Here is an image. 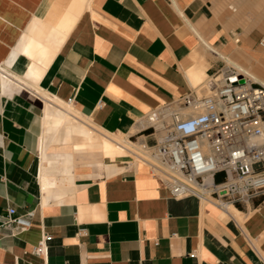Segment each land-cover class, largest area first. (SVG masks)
<instances>
[{
	"label": "crops",
	"instance_id": "0c3cea01",
	"mask_svg": "<svg viewBox=\"0 0 264 264\" xmlns=\"http://www.w3.org/2000/svg\"><path fill=\"white\" fill-rule=\"evenodd\" d=\"M226 2L0 0V264H264V196L236 207L241 221L195 197L175 199L135 153L112 160L100 144L75 148L81 137L62 142L27 84L72 98L82 120L124 146L153 147L161 136L135 130L139 122L195 92L223 55L260 57L236 25L262 31L264 17L254 26L251 11ZM31 60L38 81L28 77ZM12 208L21 219L35 211L29 226H4Z\"/></svg>",
	"mask_w": 264,
	"mask_h": 264
},
{
	"label": "built area",
	"instance_id": "2783aa9c",
	"mask_svg": "<svg viewBox=\"0 0 264 264\" xmlns=\"http://www.w3.org/2000/svg\"><path fill=\"white\" fill-rule=\"evenodd\" d=\"M259 46L264 50V38ZM188 109L192 115L185 114ZM151 115L147 129L162 136L153 147L142 143L147 156L139 159L173 198L195 197L222 210L224 204L239 207L264 196L263 82L223 59L195 92ZM34 216L29 210L21 219L12 208L4 226L27 227ZM48 239L35 248L37 254L46 252Z\"/></svg>",
	"mask_w": 264,
	"mask_h": 264
},
{
	"label": "bare ground",
	"instance_id": "6f19581e",
	"mask_svg": "<svg viewBox=\"0 0 264 264\" xmlns=\"http://www.w3.org/2000/svg\"><path fill=\"white\" fill-rule=\"evenodd\" d=\"M81 1V0H80ZM91 1V0H90ZM235 1V0H234ZM71 2V1H70ZM76 2V1H75ZM79 2V1H78ZM77 2V3H78ZM89 2V1H88ZM87 2V4H88ZM224 2V1H223ZM237 2V1H236ZM242 5L244 6H250L252 5V3L254 2V0H242V1H239ZM260 3H263L262 5L259 4L258 2V5L256 3V6L255 8H257L258 10H260L261 14H259L258 16L261 17L264 16V0H260L259 1ZM74 3V2H73ZM71 3V5L73 4ZM90 3V2H89ZM239 3V4H240ZM53 4V3H52ZM239 4H235L236 6L234 8H232L234 11H236L237 13V7H242L241 5ZM89 5V4H88ZM88 5H84L83 7L86 6V8L88 7ZM234 5V4H233ZM73 6V5H72ZM90 6V5H89ZM76 7V6H75ZM82 7V6H81ZM53 8V7H52ZM252 8V7H251ZM51 9V8H50ZM49 9V10H50ZM54 9V8H53ZM70 9V8H69ZM81 9V8H79ZM83 9V8H82ZM89 9V7H88ZM239 9V8H238ZM245 9L244 11L246 12V10L249 8H243ZM251 10V9H250ZM69 11V10H68ZM83 11V10H82ZM244 12L242 10H239L238 12ZM52 12V10H51ZM66 12V10H65ZM79 12V11H78ZM259 12V13H260ZM55 13V12H53ZM247 13V12H246ZM256 13V12H254ZM258 13V12H257ZM47 14V13H46ZM253 14V11L252 13ZM241 15V14H240ZM257 15V14H256ZM70 16V15H69ZM257 16V17H258ZM55 18V17H54ZM67 19V18H66ZM72 19V18H71ZM51 20V19H50ZM243 20V19H242ZM244 21V20H243ZM64 26V25H63ZM248 27V26H247ZM58 29V28H57ZM63 29V27H62ZM62 29H61V32H62ZM67 29V28H66ZM59 30V29H58ZM64 30V29H63ZM68 30V29H67ZM33 40V39H32ZM207 46V45H206ZM45 48V47H44ZM196 48V47H195ZM202 51V50H201ZM27 54H32L34 53V47L33 46H29V48L25 51ZM54 52V51H53ZM240 53V52H239ZM38 59L39 61L42 63L43 61L47 60V49L45 50H40L38 53ZM54 54V53H53ZM51 55V54H50ZM25 56V55H24ZM231 56V55H230ZM52 57V56H51ZM229 57V56H228ZM248 57V56H246ZM174 58V57H173ZM232 58V57H231ZM239 58V57H238ZM29 59V58H28ZM38 59L36 60V62L38 61ZM52 59V58H51ZM50 59V61H51ZM225 59L227 62L231 63V64H234L236 65L237 67H239L245 74H247L248 76H251L254 80L256 81H259V82H263L264 81H261L259 78H257L254 73L252 72L251 68L250 67H245L243 66L244 64H236V63H233L230 60H228L226 57L223 58ZM233 59V58H232ZM249 59V58H248ZM244 60V59H243ZM32 61V60H31ZM38 61V62H39ZM48 60V62H50ZM236 61V60H235ZM250 61V60H249ZM44 63V62H43ZM42 63V64H43ZM46 63V61H45ZM44 63V64H45ZM51 63V62H50ZM244 63V62H243ZM33 64V61L31 63V65ZM37 63H35L34 66L32 67H29V75L28 77L32 80H37L38 81V78H39V70H40V67L38 68V66L36 65ZM41 64V65H42ZM30 65V66H31ZM38 65H40L38 63ZM40 65V66H41ZM47 67V63L45 65ZM49 66V65H48ZM44 67V65H43ZM199 67V66H198ZM1 68V67H0ZM45 68V67H44ZM206 68V67H205ZM43 69V68H42ZM46 69V68H45ZM42 72V70H41ZM44 73V70L43 72ZM7 75V74H6ZM44 75V74H43ZM7 78V76L5 77ZM207 79V78H206ZM205 79V80H206ZM31 80V81H32ZM41 80V79H40ZM203 83V82H202ZM28 86L30 87H33L38 93L39 95H41L42 97H44L45 99V102H46V109H45V119H46V123L51 125V126H54L56 128L59 129V131L63 134V137H61L62 139V142H69L72 140V136H78V137H81V141L80 142H75L74 143V147L77 148V149H81V148H85L87 145H91V144H100L102 146V148L104 149V153H105V157L108 158V159H114L117 155H125V154H128L129 152H132L130 150V147H127V146H124V144H122L123 142L116 138L115 136L111 135V134H108V133H105L104 131L100 130L98 127H96L90 120H82L80 118V115L79 113L73 108L72 105L68 104L67 101H62V100H59V98L57 99V96L56 97H53L51 95H49L48 93H46L45 91L41 90L36 84L33 83H27ZM202 85V84H201ZM198 86V85H197ZM198 88V87H197ZM196 88V89H197ZM191 110L188 109L185 111V114H189V115H192L191 114ZM153 122V117L152 115L148 117V119H145V120H142L141 122H139V124L137 125V127L135 128V130H137L138 128H140L141 126H146V125H149L150 123ZM142 129V128H141ZM134 130V131H135ZM126 145V144H125ZM135 152V151H134ZM132 152V153H134ZM131 153V154H132ZM130 154V155H131ZM135 155L140 158L139 155H137L135 153ZM134 157V154L132 155ZM135 156V157H136ZM136 157V158H137ZM137 158V159H138ZM140 160V159H139ZM204 202H207L210 204V202L208 201H204ZM223 211H226L232 215H235L236 216H241V212L238 211V209L236 208V206L232 205V204H224V208L222 209Z\"/></svg>",
	"mask_w": 264,
	"mask_h": 264
},
{
	"label": "rangeland",
	"instance_id": "374dc122",
	"mask_svg": "<svg viewBox=\"0 0 264 264\" xmlns=\"http://www.w3.org/2000/svg\"><path fill=\"white\" fill-rule=\"evenodd\" d=\"M237 1V2H236ZM239 1H242V0H227V2H226V5H227V7H232V8H234L236 5V3L237 4H239L240 2ZM260 0H254V2L252 3V5H251V7L248 5L247 7L246 6H244V5H242L241 3L239 4V5H241L242 7H237V13L236 14H241V11L240 12H238L239 10H242V11H244L245 9H243V8H249V10L247 9V11H253V25L254 26H257V24H258V22L259 21H261L262 20V18H260V16H258L259 14H261V12H260V10H258L257 8H255V6H256V3L258 2L259 4H263V3H260L259 2ZM258 3H257V5H258ZM234 4V5H233ZM239 8V9H238ZM251 9V10H250ZM245 12V11H244ZM244 12H242V13H244ZM254 12H256V13H254ZM258 12V13H257ZM260 12V13H259ZM230 13L232 14V16H233V14H234V12H233V10H230ZM257 14V15H256ZM258 16V17H257ZM261 17H264V16H262L261 15ZM263 25H264V19H263V23H262ZM237 26V31H238V33H240V32H242V33H247V34H250L253 38H254V40L256 41V44H255V48H254V51H253V53L254 54H257V53H260L261 55H260V57H258V58H253V59H251L250 60V62L248 63V62H245V63H243V61L242 60H240L239 58H235V57H232L231 58V56L229 57L230 59H231V61L233 62V63H236V64H239V65H241V64H244L243 66H245L246 68L247 67H250V66H252V65H258V66H261V67H263L264 68V50L259 46V42H260V40L262 39V38H264V30H262V31H260V30H257V29H255V28H253V29H251V30H249V31H246L244 28H242L240 25L238 26V25H236ZM226 56L225 55H223V58H225ZM228 60H230L228 57H226ZM236 60V61H235ZM247 63L250 65V66H248L247 65ZM251 68V67H250ZM253 73H254V75L257 77V78H259L261 81H264V77H261V76H259V75H257L254 71H252ZM207 92V91H206ZM148 119V118H147ZM159 136H162V133H159ZM130 150L132 151V152H134V153H136L137 155H141V156H147L146 154H145V152L143 151V149H142V147H140V146H137V148H133V149H131L130 148ZM207 204V203H206ZM208 205V204H207ZM241 206H239V207H237V208H240ZM233 216H235V215H233ZM239 216H236L235 218L236 219H238V220H242L241 218H238Z\"/></svg>",
	"mask_w": 264,
	"mask_h": 264
},
{
	"label": "water",
	"instance_id": "95a60500",
	"mask_svg": "<svg viewBox=\"0 0 264 264\" xmlns=\"http://www.w3.org/2000/svg\"><path fill=\"white\" fill-rule=\"evenodd\" d=\"M241 83H244V81L242 80Z\"/></svg>",
	"mask_w": 264,
	"mask_h": 264
}]
</instances>
